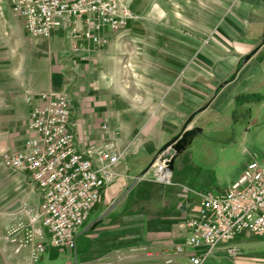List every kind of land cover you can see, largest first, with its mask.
<instances>
[{
  "label": "crops",
  "instance_id": "1",
  "mask_svg": "<svg viewBox=\"0 0 264 264\" xmlns=\"http://www.w3.org/2000/svg\"><path fill=\"white\" fill-rule=\"evenodd\" d=\"M124 1L139 17L124 29L95 30L76 19L50 39H35L41 45L34 53L43 60L0 81V156L23 151L32 135L27 97L64 92L73 107L76 146L107 144L123 157L117 181L78 231L74 249L47 245L31 263L28 248L15 254L0 241V264H181L205 252L186 246L188 221L197 215L201 194L222 185L192 163L189 147L209 135H228L238 146L264 145V0ZM185 128L201 132L174 158L170 183L159 182L146 170ZM202 150L204 165L218 155L212 147ZM15 174L9 195L0 196V234L19 216L30 217L22 208L41 203L27 175ZM247 234L233 243L237 256L222 246L204 264H264V235H250L249 242ZM178 246L185 251L177 253Z\"/></svg>",
  "mask_w": 264,
  "mask_h": 264
},
{
  "label": "built area",
  "instance_id": "2",
  "mask_svg": "<svg viewBox=\"0 0 264 264\" xmlns=\"http://www.w3.org/2000/svg\"><path fill=\"white\" fill-rule=\"evenodd\" d=\"M11 5L34 39H50L55 30L75 24L76 19L95 30L120 31L139 18L124 0H11ZM86 35L99 42L92 31ZM27 101L32 105V135L23 151L3 153L0 160L6 168L27 175L41 203L36 212H28V225L20 220L11 223L0 241L10 244L15 254L28 248L29 260L35 263L47 245L74 249L78 231L101 203L105 189L117 181L115 168L123 157L107 144L76 146L73 107L66 93L43 92ZM159 180L170 183L164 175ZM188 227L186 246L206 250L181 264H204L222 246L237 256L240 248L233 243L240 235H264V159L249 162L224 193L201 194L197 215ZM24 231V236H17ZM185 249L178 246L176 252Z\"/></svg>",
  "mask_w": 264,
  "mask_h": 264
},
{
  "label": "rangeland",
  "instance_id": "3",
  "mask_svg": "<svg viewBox=\"0 0 264 264\" xmlns=\"http://www.w3.org/2000/svg\"><path fill=\"white\" fill-rule=\"evenodd\" d=\"M34 43H36V45ZM31 44H34L35 46H31ZM40 45V42L37 40L35 41V39L26 32L24 23H22L21 19L12 12L11 0H0V81L11 80L13 76L21 74L22 72H24V74L27 73L29 66H32L31 64H33V59L37 61L43 60L40 59V56L37 53H34V49ZM47 65L48 64L43 63L45 68ZM202 145L214 148L215 152L218 154L215 158L211 159L209 165H204L201 161L203 153ZM222 147L227 148V152H222ZM244 147L249 148V150H254L255 155L249 152H243L242 149H244ZM189 148L191 150L192 163L195 162L202 169H205L206 173L211 175V178H219L222 180V185L214 187L213 192L217 193L208 191V194H222L232 183L240 178L245 166L249 162L253 159L259 161L264 159V145L259 144L254 140L251 143H245L244 146H238L236 144H231V139L228 135L226 138L224 137V139H220V137L214 135H209L203 139L198 138ZM162 163H164L166 168L170 170L164 156L162 158L159 157L150 169L153 170L159 182L165 183L159 180L160 176L158 175L161 165L157 164ZM200 164H202V166ZM15 173L16 171L6 168L0 163V196L2 195L3 198L9 195L6 192H9L12 184H15L17 181ZM185 180L186 184H188L189 180ZM181 189L186 191V193H191L190 188L186 185L182 186ZM98 206L99 204L95 209L98 208ZM25 210L31 213L36 212L37 208L26 207L22 208L20 212L23 213ZM17 220L23 221L28 225L31 216L28 218L23 214L19 216V219ZM25 233L26 231L19 232L17 236L22 237ZM250 235L247 234V237H249V242H252L253 237Z\"/></svg>",
  "mask_w": 264,
  "mask_h": 264
},
{
  "label": "water",
  "instance_id": "4",
  "mask_svg": "<svg viewBox=\"0 0 264 264\" xmlns=\"http://www.w3.org/2000/svg\"><path fill=\"white\" fill-rule=\"evenodd\" d=\"M192 119H193V117L190 120H192ZM198 132H201V130L200 129L186 130V128H185L179 135H177L175 138H173L162 149V151L160 153L161 154L160 158H162L163 156L165 157L166 163L168 164L167 166L171 171L173 170L174 158L192 142V138ZM189 136L191 137L190 140H188ZM149 169H150V167L146 170V172ZM116 205H117V203L113 204L112 207H110L107 211H105L102 215H100L95 221L91 222L87 226L86 231L88 229H90L91 227L98 225L101 221H103V219L116 207ZM76 264H77V261H76Z\"/></svg>",
  "mask_w": 264,
  "mask_h": 264
},
{
  "label": "bare ground",
  "instance_id": "5",
  "mask_svg": "<svg viewBox=\"0 0 264 264\" xmlns=\"http://www.w3.org/2000/svg\"><path fill=\"white\" fill-rule=\"evenodd\" d=\"M159 175L160 176H165L166 179H169L170 178V172L169 170L165 167V164L162 163L161 166H160V169H159Z\"/></svg>",
  "mask_w": 264,
  "mask_h": 264
},
{
  "label": "flooded vegetation",
  "instance_id": "6",
  "mask_svg": "<svg viewBox=\"0 0 264 264\" xmlns=\"http://www.w3.org/2000/svg\"><path fill=\"white\" fill-rule=\"evenodd\" d=\"M190 138H191V137L189 136L188 140H190Z\"/></svg>",
  "mask_w": 264,
  "mask_h": 264
}]
</instances>
